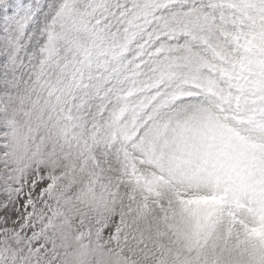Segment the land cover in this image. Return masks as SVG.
Masks as SVG:
<instances>
[{
  "label": "snow or ice",
  "instance_id": "1",
  "mask_svg": "<svg viewBox=\"0 0 264 264\" xmlns=\"http://www.w3.org/2000/svg\"><path fill=\"white\" fill-rule=\"evenodd\" d=\"M0 264H264V0H0Z\"/></svg>",
  "mask_w": 264,
  "mask_h": 264
}]
</instances>
